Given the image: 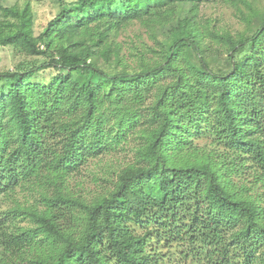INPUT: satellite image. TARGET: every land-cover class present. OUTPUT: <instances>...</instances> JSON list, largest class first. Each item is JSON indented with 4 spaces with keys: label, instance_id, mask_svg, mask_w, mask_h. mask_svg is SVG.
Masks as SVG:
<instances>
[{
    "label": "trees",
    "instance_id": "trees-1",
    "mask_svg": "<svg viewBox=\"0 0 264 264\" xmlns=\"http://www.w3.org/2000/svg\"><path fill=\"white\" fill-rule=\"evenodd\" d=\"M80 1L100 7V0ZM140 1L144 0L123 4L133 7ZM70 24L71 13L65 10L41 39L48 44ZM178 25L175 30L181 35L166 61L138 72L109 76L90 62V50L83 48H61L58 58L41 65L0 72V80L13 83L0 98L2 107L8 108V120L0 124V194L43 165L54 176L47 208L30 210L38 222L35 233H44L48 250L46 244L35 246L31 230L18 233L0 221L3 264H163L157 249L149 248L154 234L159 241L187 242L192 248L200 243L198 257L214 260L213 264H240L231 240L241 239L248 251L264 244V192L249 193V187L233 179L250 161L255 183L264 184V68L256 60L264 21L246 40L227 35L230 67L225 71H215L204 57L202 35L192 18ZM0 43L40 53L38 39L26 32ZM181 52L190 58L198 54L200 65L190 64L187 72L176 63ZM47 67L75 71L86 76V82L75 86L76 95H65L62 86H33L31 75ZM171 72L176 81L163 84L149 107L140 162L123 169L114 189L98 200L75 196L66 179L84 155V130L98 98L94 78L100 76L110 85L107 96L112 99ZM205 124L215 139L211 146L194 145L190 138ZM217 143L226 149H216ZM230 150L236 157L227 161ZM136 226L144 230L139 232Z\"/></svg>",
    "mask_w": 264,
    "mask_h": 264
},
{
    "label": "rangeland",
    "instance_id": "rangeland-1",
    "mask_svg": "<svg viewBox=\"0 0 264 264\" xmlns=\"http://www.w3.org/2000/svg\"><path fill=\"white\" fill-rule=\"evenodd\" d=\"M123 3L125 0H100V7L94 9L80 0H0V41L15 33L26 32L38 39L40 50L39 54H33L23 45L0 43V72H21L41 65L58 58L61 48L89 49L90 62L109 76L138 72L166 61L171 45L181 35L175 29L186 18H192L202 35L204 57L208 63L215 71H225L230 67L227 35L246 40L256 35L264 21V0H144L135 2L133 7ZM65 10L71 13L72 24L52 35L47 44L41 35ZM258 40L256 60L264 68V33ZM176 63H181L189 72L190 64L200 65V56L193 54L190 58L181 52ZM254 63L249 64L251 69ZM176 78L172 72L162 74L157 80L145 82L139 91L128 90L112 99L107 96L110 85H106L100 76L94 78L98 98L92 120L84 130V142L81 143L84 155L66 179L67 187L75 196L87 202L98 200L114 189L123 169L140 162L141 147L147 140L149 107L156 101L161 86L176 81ZM29 82L41 87L62 86L65 95H76L73 89L85 83L86 76L47 67L32 74ZM12 84L11 80H0V98L9 92ZM7 120L8 108L4 109L0 104V124ZM214 139L206 124L190 138L194 145L201 147L211 146ZM213 146L222 151L226 149L222 143ZM233 157L235 154L227 151V161ZM246 167L233 179L239 186L249 187V193H263L264 184L255 183L253 163L247 162ZM53 178L43 165L21 177L13 190L0 194V221L4 228L18 233L31 230V234H36L35 246L46 244L45 250L49 246L47 239L43 232L35 233L38 222L30 210L47 208V199L53 193ZM133 197L134 194L129 193L128 198ZM136 228L139 232L144 230L143 226ZM229 235L227 231L228 241ZM153 236L155 240L149 246L150 251L157 249L163 264L214 262L198 257L200 243L192 248L187 242L167 243L166 240L159 241L157 234ZM230 243L236 262L264 264L263 243L249 251L242 248L241 239ZM0 264L3 263L0 261Z\"/></svg>",
    "mask_w": 264,
    "mask_h": 264
}]
</instances>
